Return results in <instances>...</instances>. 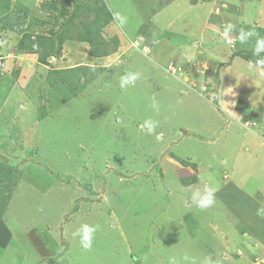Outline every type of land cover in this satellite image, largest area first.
Wrapping results in <instances>:
<instances>
[{
  "label": "rangeland",
  "instance_id": "1",
  "mask_svg": "<svg viewBox=\"0 0 264 264\" xmlns=\"http://www.w3.org/2000/svg\"><path fill=\"white\" fill-rule=\"evenodd\" d=\"M5 1L12 10L0 18V27L28 33H0V222L13 237L4 263L204 264L208 257L212 264H264V253L254 256L251 247L237 246L234 236L243 224L224 210L222 200L215 197L201 209L191 199L189 182H179L199 174L191 158L219 164L241 138L225 133L228 118L216 99L220 66L203 69L198 55L180 49L165 65L172 78L155 61L135 59L130 65L138 48L145 49L142 38L149 46L162 37L152 19L173 0ZM227 1L188 0L210 4L211 15L217 11L226 25L233 22L246 33L249 24L257 25L256 9L264 0H248L256 9ZM114 13L127 17L126 23L119 25ZM225 24L210 33L224 34ZM125 32L137 36L130 41ZM133 47L129 57L126 50ZM49 51L57 56L40 63ZM103 55L112 56L105 62L93 58ZM237 62L229 78L243 84L255 72ZM129 73L138 79L121 87ZM246 90V96L264 101L256 89ZM235 113L242 117L236 121L240 133L255 131L261 139L264 107L241 103ZM148 120L157 125L151 134L143 127ZM243 144L241 151L254 148ZM247 154L234 166L239 178L254 181L248 162L253 156ZM10 193L13 198L6 197ZM220 210L221 215L211 213ZM258 216L264 219L261 211ZM225 218L231 224L222 234L234 235L226 246L208 225ZM84 224L99 225L87 250L74 235Z\"/></svg>",
  "mask_w": 264,
  "mask_h": 264
},
{
  "label": "crops",
  "instance_id": "2",
  "mask_svg": "<svg viewBox=\"0 0 264 264\" xmlns=\"http://www.w3.org/2000/svg\"><path fill=\"white\" fill-rule=\"evenodd\" d=\"M227 2L230 7H233L237 3H239L242 9H245L246 7L249 8L250 6H253L256 9V5L251 4L248 0H237V2H234V0H228ZM260 3L262 6L258 10L256 9L257 25L254 26L253 24H249L246 28V30H248L247 32L252 31L257 33L258 35H249L241 40L240 34H238L240 33L241 29L236 28V26H234V30L232 33L227 34V37H225L224 34L214 33L216 31H220V29L222 28V24H225V22L222 20V16L218 15L217 11L216 13H212V15L210 14L212 12V6L210 4L206 5V3H198L195 5L190 4L188 0H173L164 8H162L160 12L155 15V18L153 17L152 19V21L159 27L161 32V34L159 35H162V37L159 36L158 38H156L149 46L144 44L145 38H142V45L145 46L144 48L146 50L138 48L139 51L135 52L132 55H135V57H132V60L130 62V65H132V61L135 59H146L150 62L155 61L158 64L157 68L161 70L162 75H168L172 78L173 75L170 74L168 70H166L165 65H167L174 58V55L179 53L178 49H180L181 54H184L183 50H190L191 55H198V59L195 60L198 64L202 65L203 69L207 68L206 65L211 64L220 66L219 76L221 74L222 76L219 78L220 86L216 99L218 104H221H219L220 111H222L228 118L225 133L227 136H231L233 138H235V135H240L241 138L239 141H237L239 145L237 144L235 146V144H233L230 157L222 156L219 164H214V162L211 160L201 162L197 161L194 157L191 158L190 162L193 163V165L196 167L195 171H197L198 169L201 170L198 175L197 173L191 175L192 181L181 179L179 180V182L184 183V181L186 180V182H189L187 183L186 187L189 190H193L195 192L199 190L198 186L203 183L202 191H204L205 187H207L212 191L213 198L218 197L219 200H222L224 210L226 212H228V210L232 212L239 219L240 223L243 224V226H241L242 232L237 236H224L222 234L223 230L228 229L229 225L231 224V219L227 218L224 219L223 224L208 225L212 227V231L221 233V239H223L222 242L226 243L225 246L229 245L228 239H231L234 236V238H236V240H234L237 242V246L240 244L242 248H244L243 245L251 247L252 249H249V251L254 254V256H259V253L261 252L262 254L264 253V219L260 220L258 216L259 211H261V214L264 216V135H260V139L258 136H254L256 135L254 134L255 131L251 133L249 131L241 134V129L236 127V124H238L236 121L238 118L242 119V117L240 114L235 112L237 104L241 103H245L246 105L248 104L249 108L251 109L257 107V109L262 110V108L264 107V101L258 102L255 97H251L248 93L247 97L245 95L246 93L241 91L247 89V92L254 93V89H256V92L262 93L264 95V68L245 61L242 58L240 59L239 56L236 57L235 60L230 64L228 63V58L230 57L232 52L246 53L256 51L255 53H264V48L257 50V41L264 38V13L261 11L264 8V1ZM10 4L11 2L7 3L5 0H0V18L8 15L11 12L12 9L9 8L11 7ZM207 6L210 7L208 8ZM174 11H177V13H175ZM210 20L214 21L215 23L211 22ZM5 21H7L6 18ZM216 22H219V24ZM230 23L232 24L233 22ZM241 25L243 26V24ZM226 27L224 28V30L226 29ZM212 30L214 32L210 33V31ZM236 30L238 31L236 32ZM1 32L6 36L9 34L28 33V31H12L6 26L0 27V33ZM102 34H104V32ZM114 35H117V37L120 38L118 34ZM136 36L137 35H135L134 33L125 34V37H127L130 41L136 38ZM105 37L108 38L110 37V35ZM15 50L16 48L14 49V51ZM132 50L136 51L135 47L126 50L129 57L130 54L128 52ZM142 50H144V52ZM119 53L120 52H117L115 54L118 55ZM111 56L112 55H103L102 57L99 56L93 58L94 60H104L105 62ZM205 60L206 62L204 63ZM239 60L243 61L246 67L250 68V71L255 72V74L251 76L252 78H246L247 81H244L243 84L241 81L238 82L237 79L232 80V77L229 78L230 72L234 71L233 69H235V66H240V64H238L237 62ZM125 63L126 62H124L123 64ZM187 63L188 66L191 65L189 61H187ZM197 63H195V65ZM103 67V69L109 68V66ZM60 72L61 70H59V73ZM231 82H233V84H230ZM246 83H251V86L246 88ZM227 84L230 85L227 86ZM207 102L212 103L215 101L208 100ZM221 106L225 111L221 108ZM209 107L213 111H215L213 107ZM262 122L264 123V120H262ZM242 137H244V139ZM243 142V145L251 143V145L254 146V148L252 147V149L250 150L251 152H248L246 150L241 151L240 146ZM246 153H248L247 155L249 156H253V158H249L250 160L248 162L255 169V171L252 173V176L254 175L253 177L255 178L254 181L251 179H246L245 177L243 180L239 178V172H236V167L234 166V164L237 165V163L239 162L237 161V159H240L239 156H243V154ZM176 165H180L179 162ZM230 165L232 166L230 167ZM248 183L249 185L247 186ZM180 186L183 187V185L179 184V188ZM0 195H4L3 191L0 192ZM8 195L9 196L6 197L13 198V195L11 193ZM195 204L196 203H194V205ZM243 205L245 207H243ZM221 211L222 210L211 213L221 215ZM210 222L212 223V221ZM8 228L9 230L11 229L10 227ZM238 238H246L249 243L238 241ZM12 241L13 237L12 239H10L6 248L0 249V251L2 252V255L0 256V264L1 262H3L2 264H9L4 263L3 257L8 252V250H10L13 243ZM227 254L228 253H226L224 257L228 258L229 255ZM253 264L257 263L255 262Z\"/></svg>",
  "mask_w": 264,
  "mask_h": 264
},
{
  "label": "clouds",
  "instance_id": "3",
  "mask_svg": "<svg viewBox=\"0 0 264 264\" xmlns=\"http://www.w3.org/2000/svg\"><path fill=\"white\" fill-rule=\"evenodd\" d=\"M114 16L116 20L119 22V25H124L126 23L127 17L121 16L119 13H114ZM234 26L232 24H228L225 29V37H227V33L229 30H231ZM258 35L255 32L249 31L245 32L243 29L240 30V39L243 40L246 36ZM264 48V38L259 39L257 41V50ZM138 79V74L129 73L126 76L121 77L120 86L124 87L126 85L134 84L135 80ZM156 122L148 120L144 122L143 127L147 129L148 133L151 134L155 128H156ZM192 201L197 204L198 207L201 209L211 206L214 203L212 191L205 187V190L203 194L197 190L193 193L191 197ZM99 228V225L96 226H89L87 224L81 225V227L77 230L76 233H74L75 236L80 237V244L84 249H90L92 245V239L93 234L97 231ZM185 260L188 259L187 256L184 257ZM175 260L174 258L172 259ZM171 264V261H170ZM176 264V262H175ZM193 264H195V261L193 260ZM204 264H212L210 259L208 257L205 258ZM216 264H219V261L216 262Z\"/></svg>",
  "mask_w": 264,
  "mask_h": 264
},
{
  "label": "trees",
  "instance_id": "4",
  "mask_svg": "<svg viewBox=\"0 0 264 264\" xmlns=\"http://www.w3.org/2000/svg\"><path fill=\"white\" fill-rule=\"evenodd\" d=\"M109 20H110V15L108 16V19L104 23L107 24V22ZM115 40L117 42V39H115ZM88 43L91 45L92 44L91 40L88 41ZM92 47H93V45H92ZM116 47L113 50H116ZM51 49H52V47H51ZM91 52H93V51H91ZM50 55L57 56V53L53 52V51L46 52L45 58L44 59L38 58V61L42 64H45V61H46L45 59ZM236 55L239 56L240 58L250 62V63H253L257 66L264 68V53L246 52V53H237ZM10 239H11V234H10L9 230L6 228V226L2 222H0V249L6 248Z\"/></svg>",
  "mask_w": 264,
  "mask_h": 264
}]
</instances>
